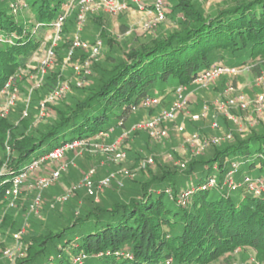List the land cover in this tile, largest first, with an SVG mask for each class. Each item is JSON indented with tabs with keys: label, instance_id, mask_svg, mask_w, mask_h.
I'll return each instance as SVG.
<instances>
[{
	"label": "trees",
	"instance_id": "trees-1",
	"mask_svg": "<svg viewBox=\"0 0 264 264\" xmlns=\"http://www.w3.org/2000/svg\"><path fill=\"white\" fill-rule=\"evenodd\" d=\"M74 1L19 0L15 8L19 12L13 13V8L3 6L0 0V89L43 54L45 38L53 37L66 5ZM169 1L171 9L165 12L164 21L170 19L171 29L153 33L154 28L149 36H134L133 43L121 47L116 56H105L106 66L98 67L92 59L91 74L86 77L89 81L79 87L68 86L61 96L44 102L43 115L33 114L41 112L42 96L36 93L29 100L34 103L36 99V107L28 116L0 118V136L7 140L4 144L0 140V149L10 146L12 156L0 164V203L6 199L5 190L13 177L32 161L63 143L89 140L123 126L130 112L143 107L147 96L160 98L157 105L145 107L151 110L167 105V95L176 99L177 87L196 83L210 67L239 68L253 63L254 73L263 68L264 0H221L208 11L190 0ZM106 15L94 14L92 24L99 27L97 39L110 45L116 39L107 31L105 24L111 15ZM119 31L126 34L128 26L120 24ZM63 32L60 25L57 40L62 42L57 47L64 45L66 56L74 37ZM65 56L57 59L71 70ZM85 56L86 52L77 48L70 61ZM38 65L39 59L33 67L37 73ZM48 78L52 93L60 79ZM77 90L84 92L81 97L73 93ZM69 94L64 108H56L59 98ZM207 106L208 112L219 117V129L229 130L231 119L217 112L213 104ZM216 142L206 143L204 151L191 156L183 168L149 157L154 166L144 161L147 177L136 182L135 194H109V200L94 201V194L85 186H77L64 202L83 188L84 196L78 197L82 209H71L66 224L42 236L38 252L21 264H207L223 253L264 251V188L257 192L259 185L250 187L258 179L264 181V125ZM147 148L152 155V148ZM142 152L130 151L133 161L145 157ZM90 180L95 189L97 182L93 176ZM123 186L114 175L105 188L119 191Z\"/></svg>",
	"mask_w": 264,
	"mask_h": 264
},
{
	"label": "rangeland",
	"instance_id": "rangeland-1",
	"mask_svg": "<svg viewBox=\"0 0 264 264\" xmlns=\"http://www.w3.org/2000/svg\"><path fill=\"white\" fill-rule=\"evenodd\" d=\"M18 1L19 0H2V4L8 8H13L12 12L17 13L19 10L17 11L15 8L19 7L16 5L19 3ZM78 1L79 0L74 1L73 9L69 10L66 17L62 20L61 29H63V33L68 37L73 38L77 36L86 43H89L91 40L97 39V34L99 33V27H97L95 23L92 24L95 22V20H93V15H107L99 10V8H94L92 11L85 13V18L82 21L79 19L80 6L78 5ZM151 1L152 0H149L150 3ZM166 1L167 0H164V7L166 6ZM172 1L177 2V0ZM190 1L196 5L201 3L202 7L207 9V11L221 4V0ZM95 6H97V4H95ZM141 19L142 18L138 13L136 16H131L128 12L108 17V21L105 24L107 31H109L110 35L116 40H111L110 45H105L104 40L101 41L97 39L100 42V50L98 55L92 59L99 63L98 67L106 66L107 63L105 56H116L119 49L121 47L125 48V46L133 43V39L136 36L139 38L143 37L144 34L145 36L151 35V33H149L151 32L150 30H145L143 26H141ZM120 23H124L128 26V31L124 35H122L119 31ZM171 28L172 24L170 19H166L152 31L153 33H158L167 31ZM61 42L62 40L55 41L57 53L59 54L56 55V60L44 75L37 73L36 69L34 70V68L37 67L39 59V57H36L33 59L34 61L32 64H30V69L24 70L23 73H16L12 79L7 81L9 83L8 96L0 97V118L14 117L15 119H19L20 117L28 116L29 112L34 110V107H36V105H34V103H36V99L34 100V103L29 102V100L36 97V93L42 96H39V102L41 105V103L43 104L44 102H47L53 92L62 85H76L79 87L89 81L90 78L83 79L80 75L73 72L72 69L70 70L68 65L63 67V64L59 63L60 60L59 58L57 59V56L60 57L62 55L63 59L66 50L64 45L57 47L59 43L61 44ZM51 43L52 38H49V36L45 38V41L42 44V53L45 49L51 46ZM213 58L217 60V57ZM92 59L91 62L94 61ZM252 64H250L251 66L245 64L233 73H222L218 75L215 80H212L205 86H202L201 83H189L187 85H183L181 94L186 98V101L181 110H184L185 108L184 111L187 116H184L183 119L187 128H185V126L183 128V126L179 125V123H181L180 119L182 118L179 116L176 127L170 128L172 123H169L174 121L175 118L173 120H164L162 124L166 126L168 130L165 129L166 135L162 137L161 140L149 138L148 130L139 128L136 130V133L133 134L125 131L126 134L124 135L120 134L106 140L97 139L98 141H91V144L96 143L98 146H88L86 148L80 147L77 151H75L78 154H75L73 151L66 152L65 155H67V159L69 161H65L66 171H62L59 178L56 179L50 186L38 189L40 190V193L36 190V192L30 196H24L21 195L22 191L17 195H13L12 198L5 197L6 199H3L4 201L0 203V264H21L28 262L29 259L32 258V255L37 253L40 249L37 242L42 240V236L49 235L51 232H56L58 228L66 224L67 219L70 218V215L67 214H69L71 209H82L80 206L78 207L79 203L82 204V201L79 200L78 197L84 196L85 191L83 188H79L78 191H76V195H71L68 201L64 202L63 199L59 200V198L64 195L65 189L67 190L73 186L70 185L71 183L76 185L79 184L85 176V173H88L89 170L93 169L94 172L92 176L96 182L108 176L115 175V177L122 182V184L124 183V186L119 189V191L112 190L110 187L105 188L104 191L101 190L102 192L99 190L100 193L98 192L99 194L97 193L94 195V201L104 199L109 200V194H112L113 197H115L117 193L118 195H127L130 193L135 194L136 182L145 179L144 177H147V168L142 166V162L145 159L151 157L156 162L163 161L168 163V165L176 164L183 168L186 164L184 162H187L191 156H196L204 151L203 147L205 143H217L216 141L218 139L220 140L228 137L231 138L234 133L244 134L250 128L257 129L260 125H264V109L258 110V105L254 101L258 95L264 93V66L261 70H259V72L254 73L251 70ZM52 75L55 78L59 77L60 80L55 85L57 88L51 93L54 87L52 88L48 84L50 80L48 76ZM156 86L158 87V85ZM227 88H231L232 95H245L249 100V104L243 115L239 113L238 110H235L236 119L230 120L232 123L229 125V130L225 131L222 128L219 129V125H217L219 117L216 113L209 111L210 113L206 112L204 116H201V111L203 105H210L216 100L224 99V91ZM73 93L75 95H79L78 97H81L84 92L77 90ZM64 96L59 98L60 100H58L56 108H64L66 100L69 99L70 94L68 96ZM11 97H13V102L7 107V113L1 114L3 112L2 109L6 107L7 101ZM166 97L171 99L172 94L167 95ZM174 99L169 101V105L163 104L164 106L160 105V108L157 109H155L156 107L151 110L145 107L137 108V110L128 114L125 126L131 128L137 124L150 122L152 119L154 120V118H157L162 114L161 112L163 110H170ZM21 105H25V108L19 110L18 107ZM187 106L189 107L187 108ZM233 108H227V113L231 116L235 112ZM235 108L237 109V107ZM14 111H18V114L14 115ZM173 112L175 113V111ZM33 114H39L40 116L43 115V112H36L35 110L33 111ZM247 115L250 117H247ZM223 116L226 115L223 114ZM244 116H246V118ZM188 120L193 122H190L189 124ZM48 121L49 120H46L44 124L48 123ZM215 123L216 126L214 125ZM194 127L201 128L203 132L200 133L197 129H194ZM217 129H219L218 134L215 133L217 132ZM120 137V150L125 155L122 158L117 159L114 155V152L116 151L111 152L106 151L105 149L117 143ZM2 138L3 135L0 136V140L4 141L3 144L7 143L6 138ZM147 146L152 148V155L146 152L145 149H148ZM2 147L1 149L4 150L0 149V164H4L6 158H12L10 155V146H5L4 148ZM125 147H127V149ZM138 150H143L142 154H145V157H142L135 162V160L133 161L130 151L136 152ZM60 162L56 161V166H58ZM46 163H49L50 165L53 164L51 161ZM154 163L149 164L153 167ZM68 172L69 175L71 174L69 178H73L69 181L71 182L69 184L70 186L59 183V181H64V176H66ZM132 187L135 189L134 191ZM10 188L11 185L7 188V191ZM38 194L39 198H37ZM233 194L236 195L235 193ZM101 203L103 204L104 202ZM84 263L94 264L90 261H84ZM207 264H264V251L257 252L247 249V251L238 250L237 252L229 254L223 253Z\"/></svg>",
	"mask_w": 264,
	"mask_h": 264
},
{
	"label": "built area",
	"instance_id": "built-area-1",
	"mask_svg": "<svg viewBox=\"0 0 264 264\" xmlns=\"http://www.w3.org/2000/svg\"><path fill=\"white\" fill-rule=\"evenodd\" d=\"M164 0H152L151 3L149 0H79L78 5L80 6V13H79V19L84 20V15L88 11H92L94 8H99L102 12L108 14V15H118L123 12H129V11H139L141 15V26L145 30H151L156 28L161 22L165 19V7L163 6ZM73 2L66 5L65 8V14L63 17L61 16L59 18V22L57 25V31L53 34L52 37V43L51 46L44 50L43 54L39 57V65L38 70L40 74L45 73V71L51 67V65L54 63L55 60V52H54V45L55 41L58 39V31L61 25L62 20L68 13L71 5ZM97 4V6H95ZM82 24V23H81ZM81 49L84 52H86V56L83 59H76L73 62L70 61L71 57L74 55L75 49ZM100 50V42L96 41L95 43L88 44L85 41L81 40L79 37L75 36L73 38V41L71 43L70 48L67 50L66 56L64 58L65 63H69L72 67V69L80 75L83 79L86 78L88 75L91 74L90 64L91 59L96 57ZM239 68L235 67H228L224 65L219 66H213L209 69L205 70L196 80V83H201L202 86H205L207 83H210L212 80H215V78L224 73H233ZM9 83L7 82L1 89H0V97H7L8 96V87ZM68 89V85H62L57 90L53 92V94L50 96L48 100H52L54 98H57L61 96L66 90ZM182 90L183 87L179 86L176 88V99L171 105L170 110L163 111L162 114L152 119L150 122H146L143 124H137L134 127H132V130L144 128L148 130V133L153 138H162L166 135V130L161 126L162 120H173L175 118L176 112L179 111L185 104L186 98L182 96ZM224 99L216 100L213 103V106L215 107L216 111L219 113L225 114L228 118L235 120V116H231L227 113V108L229 107H237L241 110L247 109V106L249 104V100L246 98L245 95L237 94L232 95L231 94V88H227L224 91ZM160 98L153 97V96H147L142 101L143 107H149V106H155L159 103ZM255 103L258 105V110L264 109V93L258 95L255 98ZM13 102V97H11L7 101V105L4 109H2V113H7V107L11 105ZM182 105V106H181ZM44 106L41 104V111L43 110ZM175 111V113L173 112ZM208 112V106L203 105L201 116H204ZM216 126V123L214 124ZM124 139V137H123ZM206 144V143H205ZM121 145V137L118 139V142L112 145L111 147L106 148V151L114 152V155L117 159H120L124 156V153L120 150ZM97 147L98 145L96 143L91 144L88 140L85 139H75L70 142L64 143L49 153L40 156L39 158L35 159L31 162V164L22 172L18 173L13 177L11 180V188L7 191L5 190V196L12 198L13 195H17L20 193V188L22 187L23 182L25 181L28 176L33 175L41 166L42 164L51 161L52 163H56V161H62L58 166H55L47 176H39L35 178V181L33 183V187L37 189H42L45 187L50 186L52 183L55 182L56 179L59 178V175L62 171H65L66 169V163L63 162V158L65 156V153L69 150L71 151H77L80 147ZM98 150V149H97ZM147 163H152V159L148 158L144 160ZM144 161L142 162V166H144ZM93 169L89 170L88 173H85V176L82 178L81 182L78 185H73L72 187L68 188L64 195L59 198V200L63 199L66 200L69 196L72 190H74L77 186L82 185L85 186L88 193L90 195H96L97 192L102 190L103 188L109 186L111 179L114 177L113 175L108 176L106 178H103L99 180L96 185L95 189H93V184L90 180V177L93 175ZM84 175V174H83ZM259 185L255 187L256 191L259 192L260 189L264 188V181L262 179H258L255 185H250L251 188L254 186Z\"/></svg>",
	"mask_w": 264,
	"mask_h": 264
},
{
	"label": "crops",
	"instance_id": "crops-1",
	"mask_svg": "<svg viewBox=\"0 0 264 264\" xmlns=\"http://www.w3.org/2000/svg\"><path fill=\"white\" fill-rule=\"evenodd\" d=\"M170 9H171V2L169 1V0H167L166 1V6H165V10L166 11H170ZM127 13V12H126ZM137 13L140 15V16H143V15H141L140 14V12L139 11H129L128 12V14L129 15H131V16H136L137 15ZM141 21V20H140ZM139 21V22H140ZM139 22H137V23H139ZM120 24H124V23H120ZM136 24V23H135ZM164 98H166L165 100H167V97L165 96ZM174 99V98H173ZM164 100V101H165ZM171 99H169L168 98V100L166 101L167 103H169V101H170ZM168 105V104H167ZM189 106H187V108H188ZM157 108H160L159 106L158 107H156L155 109H157ZM184 110H185V108H184ZM184 110H179V111H177L176 112V115H175V120L174 121H172V122H169V123H172L171 124V127L170 128H172V127H176V124L178 123L177 121L179 120L178 119V117L180 116V117H182L180 120V122L181 123H179V125H181V126H183V128H184V126L186 125V123H184L185 121H184V119H183V117L184 116H187V114H186V112L184 111ZM233 110L235 111V110H237L235 107L233 108ZM258 113V112H257ZM242 115H243V113H241ZM152 115V114H151ZM153 116V115H152ZM245 118H246V116H244ZM247 117H250L249 115H247ZM238 118V117H237ZM240 118V117H239ZM197 120V119H196ZM127 122V121H126ZM126 122L124 123V125L123 126H116V128H113L111 131H109V132H106V133H103V134H100V135H98V136H96V137H93V139H91V141H96L97 139L99 140V139H104V140H106V139H109L110 137H113V136H115V135H120V134H122V135H124V134H126V132L127 133H131V134H133V133H136V130H138V129H135V130H132V127L131 128H129V127H126L125 125H126ZM173 125V126H172ZM126 127V128H125ZM163 127L165 128V129H167V127L166 126H164L163 125ZM129 128V129H128ZM123 129V130H122ZM126 129V130H125ZM168 130V129H167ZM126 131V132H125ZM97 140V141H98ZM86 148V147H85ZM75 154H78V153H76V152H74ZM67 160V162H69L68 161V159H67V155H65L64 156V159H63V162L64 163H66L65 161ZM55 166H56V163L55 164H45V165H42L33 175H31V176H28V178H26L25 179V181L23 182V184H22V187L20 188V193L22 192V194L21 195H24V196H30L31 194H33L34 192H36V190H37V192L38 193H40V190H38L37 188H35V187H33V183H34V181H35V178L36 177H39V176H47L48 174H49V172L53 169V168H55ZM66 171V170H65ZM71 175V174H70ZM69 172L66 174V176H64V181H59V183H62V184H66V185H69L71 182H69L70 181V179L72 180L73 178H69ZM101 178V177H100ZM69 182V183H68ZM58 183V184H59ZM53 184V183H52ZM73 183H71L70 185H72ZM69 185V186H70ZM60 186V185H59ZM65 191H66V189H65ZM37 198H39V194L37 195Z\"/></svg>",
	"mask_w": 264,
	"mask_h": 264
},
{
	"label": "clouds",
	"instance_id": "clouds-1",
	"mask_svg": "<svg viewBox=\"0 0 264 264\" xmlns=\"http://www.w3.org/2000/svg\"><path fill=\"white\" fill-rule=\"evenodd\" d=\"M111 130H112V129H111ZM111 130H109V131H111ZM109 131H108V132H109ZM103 133H106V132L98 133V134L95 135L94 137H96V136H98V135H100V134H103ZM91 139H93V138H91ZM91 139H89L88 141L91 142ZM74 140H75V139H74ZM69 142H70V141H69ZM66 143H67V142H66ZM63 144H64V143H63ZM93 144H94V143H93ZM73 152H75V151H73ZM65 154H66V153H65ZM44 155H45V154H44ZM42 156H43V155H42ZM38 158H39V157H38ZM45 164H49V163H44V165H45ZM53 164H55V163H53Z\"/></svg>",
	"mask_w": 264,
	"mask_h": 264
}]
</instances>
